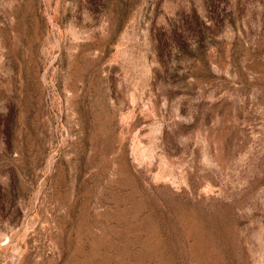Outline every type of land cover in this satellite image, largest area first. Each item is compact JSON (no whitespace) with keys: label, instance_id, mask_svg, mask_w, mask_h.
Listing matches in <instances>:
<instances>
[{"label":"rangeland","instance_id":"374dc122","mask_svg":"<svg viewBox=\"0 0 264 264\" xmlns=\"http://www.w3.org/2000/svg\"><path fill=\"white\" fill-rule=\"evenodd\" d=\"M0 264H264V0H0Z\"/></svg>","mask_w":264,"mask_h":264}]
</instances>
